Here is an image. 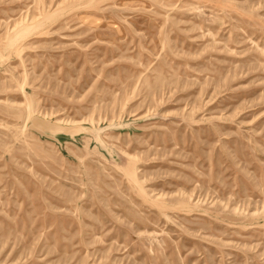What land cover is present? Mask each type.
<instances>
[{"label":"rangeland","instance_id":"1","mask_svg":"<svg viewBox=\"0 0 264 264\" xmlns=\"http://www.w3.org/2000/svg\"><path fill=\"white\" fill-rule=\"evenodd\" d=\"M0 264H264V0H0Z\"/></svg>","mask_w":264,"mask_h":264}]
</instances>
